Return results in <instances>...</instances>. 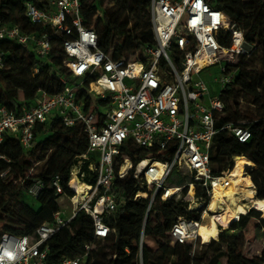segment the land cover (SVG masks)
Masks as SVG:
<instances>
[{
  "label": "built area",
  "instance_id": "built-area-1",
  "mask_svg": "<svg viewBox=\"0 0 264 264\" xmlns=\"http://www.w3.org/2000/svg\"><path fill=\"white\" fill-rule=\"evenodd\" d=\"M38 1L44 3V8L28 1L25 17L32 24L50 27L54 35L64 39L65 72L58 76L61 91L41 89L33 101L23 102L17 112L0 105V144L12 137L29 149L37 136L44 135V131L37 133L40 127L60 119L66 127H83L88 149L70 170L68 186L73 195L66 191L60 177L52 181L61 199L68 202L66 212L60 208L53 220L42 224L33 236L0 233V264H47L50 239L70 227L81 212L91 218L97 240L115 236L116 229L107 224L106 216L125 204L114 187L129 175L140 188L135 199L149 200L138 242L140 264L148 241L154 243L146 236L148 218L158 213L154 205L177 197L184 198L186 212L199 217H178L166 236L171 246L188 245L194 255L199 247L207 245L200 234L201 226L223 212L224 206L213 212L211 205L217 187H229L239 158L233 157L231 168L216 173L212 161L215 137L226 131L240 144H247L252 138L251 131L238 124L218 127L225 110L223 92L236 78L237 71L232 69L236 57L251 52L244 33L210 0H151L156 45L146 47L145 60L114 59L99 48L98 34L84 23L81 0ZM223 31L232 34L231 47L221 45L219 36ZM6 40L34 52L40 61H51L53 37L48 33H27L20 26H0V41ZM203 55L211 62L200 70L195 62ZM4 59L0 53L1 70L5 68ZM222 62V77L214 80L221 90L213 96L202 74ZM40 72L36 67L34 74ZM134 146L150 152L136 164L127 155V150ZM128 160L131 167L123 174ZM33 172L34 168L30 174ZM251 172L246 170L251 190L257 196ZM176 176L186 180L182 186L169 185ZM90 179H95L94 185L87 183ZM76 184H83L90 191H79ZM42 188L37 183L28 193L36 198ZM191 188L195 190L193 197ZM171 189L175 193L167 199ZM217 227L219 235L227 229L220 222ZM85 249L84 255L57 264H86L93 246ZM224 264H228L227 259Z\"/></svg>",
  "mask_w": 264,
  "mask_h": 264
},
{
  "label": "trees",
  "instance_id": "trees-1",
  "mask_svg": "<svg viewBox=\"0 0 264 264\" xmlns=\"http://www.w3.org/2000/svg\"><path fill=\"white\" fill-rule=\"evenodd\" d=\"M28 1L44 8V3L38 0H0V26H20L27 33L52 35L53 55L46 63L15 42L0 41V53L5 58V68L0 69V105L16 112L23 102L33 101L35 93L41 89L51 93L61 91L58 76L65 72L62 68L66 58L62 49L64 39L54 35L48 26L29 22L25 17V3ZM81 3L84 23L98 34L99 48L114 59L140 57L145 60L146 47L156 45L151 0H81ZM111 3L115 8L104 10ZM210 3L237 25L244 33L246 43L256 45L249 54H241L239 62L232 67L237 71L236 78L223 92L225 110L218 122L219 128L226 123L248 128L252 138L247 144H240L228 132L220 131L214 140L212 161L216 173L221 174L233 166V157L248 159V168L255 165L251 177L257 199L264 200V0H210ZM219 40L225 48L232 46L230 32H221ZM36 67L41 71L39 75L34 74ZM43 131L41 136L44 138L38 140L41 136H37L29 149H24L12 137L0 144V233L2 230L16 236H33L42 224L53 220L60 210L61 199L52 187L55 177H60L66 191L73 195L68 186L70 170L88 149L83 127L79 124L66 127L60 119H54L40 127L37 133L43 134ZM149 154V151L135 146L127 150L134 164ZM36 163L39 165L35 167ZM33 168L34 172L30 174ZM95 182V179L87 180L92 185ZM37 183L43 188L33 198L28 191ZM139 189L137 181L130 175L116 182L114 192L125 204L106 216L107 224L116 229L115 236L97 240L91 218L81 212L70 227L50 239L47 264L80 257L86 253L88 245L96 248L91 251L86 264H140L138 242L149 200L135 199ZM198 194L206 195L205 192ZM186 208L185 202H176L175 199L156 202L154 210L158 213L148 218L146 236L157 244L158 250L145 247L142 264H220L222 258H226L228 264H264V251L261 256L253 258L242 252L248 221L261 217L259 223H264L260 212L252 209L250 216H240V220L238 218L228 226L230 229L220 233L217 241L202 234L207 245L199 247L192 255L190 246H171L166 236L178 217H199L196 213L186 212ZM259 223L256 226L260 229ZM203 248L212 252L210 258H205Z\"/></svg>",
  "mask_w": 264,
  "mask_h": 264
},
{
  "label": "bare ground",
  "instance_id": "bare-ground-1",
  "mask_svg": "<svg viewBox=\"0 0 264 264\" xmlns=\"http://www.w3.org/2000/svg\"><path fill=\"white\" fill-rule=\"evenodd\" d=\"M236 51V47H234ZM226 55L229 54V51L225 50ZM211 60L206 56H202L196 60L195 64L198 69H203L210 64ZM248 159L238 158L236 166L232 172L231 177L229 178L230 185L229 187H220L218 186L216 191L217 195L213 199L211 209L215 212L219 207L224 206L223 212L221 214H216L215 219L208 224H203L200 229V234L211 236L213 240H218L219 229L217 227L218 222L223 224L224 227L229 228L228 226L235 222L240 216L247 214V208L257 210L263 215L264 218V200H259L254 197V194L251 190L252 182L250 176L246 173L247 169L253 170V168H248ZM131 167V162L128 160L122 171L123 174H126ZM74 184V183H73ZM76 187L79 191H90L83 184H76ZM174 189L168 192V198L170 199L171 195L174 194ZM243 193L245 197L249 200V205H244L240 202L239 198H235V195ZM195 195L194 188L190 190V197ZM228 197V198H226ZM230 202V203H229ZM218 220V221H216ZM205 231V232H204Z\"/></svg>",
  "mask_w": 264,
  "mask_h": 264
},
{
  "label": "rangeland",
  "instance_id": "rangeland-1",
  "mask_svg": "<svg viewBox=\"0 0 264 264\" xmlns=\"http://www.w3.org/2000/svg\"><path fill=\"white\" fill-rule=\"evenodd\" d=\"M115 8V4L111 3L109 5L106 6V8L104 10H113ZM103 13V12H101ZM151 18H152V14H151ZM249 46V49L255 48V44L254 43H247ZM248 54V53H247ZM236 62H239L240 56L236 57ZM225 65L224 62H222L221 64H218L216 66L211 67L210 69L206 70L205 72H203L202 77L203 79L206 80V82H208L209 87L211 89V94L213 96H215L216 94H218L220 92V88L215 82L214 80L216 78H221L222 77V66ZM44 136H41L38 138V140L43 139ZM183 181L182 178H179L178 176L174 177L173 179L170 180L169 185L171 186H176V185H180ZM184 195H187V193H183ZM184 195H180L181 197H183ZM243 195H238L236 198H239L240 202L243 203L244 205H249V200L247 198H242ZM188 199V198H186ZM184 198L177 197L175 199L176 202H183ZM35 202V201H33ZM230 203V202H229ZM59 205L60 208H62L63 211L66 212L65 207L68 206V202L60 199L59 200ZM195 206V205H193ZM252 210L247 208V214L243 215V216H250L248 215ZM209 219V218H208ZM210 220H206L205 224H208ZM261 221V217L259 219L256 218H251L248 221V224L246 225V231H245V244L243 246L242 252L244 254V256L248 257V258H253L255 256H261L262 252L264 251V223H259ZM259 223V225L261 226V228H257L256 224ZM1 226V225H0ZM232 226V225H231ZM231 228V227H230ZM227 228V229H230ZM2 233V230H1ZM233 233V232H232ZM208 236V235H207ZM211 238V237H210ZM211 240H213L211 238ZM154 242V241H153ZM155 243V242H154ZM152 242L147 243V247L151 250H158L157 244ZM96 247L93 246V249H95ZM204 255L205 258L208 259L212 256V252L210 250H208L207 248H203ZM220 264H224L226 262L225 258H222L219 260Z\"/></svg>",
  "mask_w": 264,
  "mask_h": 264
},
{
  "label": "water",
  "instance_id": "water-1",
  "mask_svg": "<svg viewBox=\"0 0 264 264\" xmlns=\"http://www.w3.org/2000/svg\"><path fill=\"white\" fill-rule=\"evenodd\" d=\"M240 158V157H239ZM255 198H257V196H254Z\"/></svg>",
  "mask_w": 264,
  "mask_h": 264
}]
</instances>
